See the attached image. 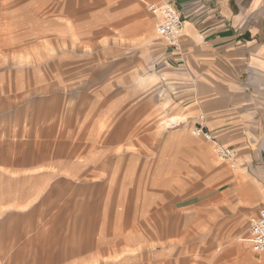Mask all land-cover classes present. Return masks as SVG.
Wrapping results in <instances>:
<instances>
[{
	"label": "crops",
	"instance_id": "1",
	"mask_svg": "<svg viewBox=\"0 0 264 264\" xmlns=\"http://www.w3.org/2000/svg\"><path fill=\"white\" fill-rule=\"evenodd\" d=\"M102 1L93 15L98 28L93 31L94 45H89L96 54L125 51V30L139 22L148 1H152L149 7L166 4L182 15L185 30L180 50L163 42L164 47L144 61L145 67L150 65L147 75L141 74V60L103 66L108 78L111 69L118 70L120 80L114 85L133 83L135 91L120 90L115 99L109 95L92 99L90 104L98 106L70 115L73 119L62 112L64 103L78 105L79 101L64 91L68 85L63 79L31 82L28 67L20 73L7 62L10 66L0 70V136H8L0 139L11 138L17 144L12 152L17 157L11 162L13 177L30 181L60 174L104 186L98 195L94 193L89 213L105 227L111 222L109 228H128L137 218L151 226L152 214L164 226L166 204L171 201L176 210H182L181 223L185 219L198 228L213 225L217 215H257L264 207V0ZM149 11L158 24L156 14ZM26 23V16H19L17 23L3 24L8 46L28 36L36 42L41 39L42 30L29 31ZM113 40L116 48L106 44ZM69 69L72 74V65ZM8 70L16 72L1 73ZM69 79L74 80L73 75ZM54 85L56 90L41 96L40 89ZM87 85H92L90 79ZM115 101H120V107L113 112ZM162 118H177L183 124L168 130L162 128ZM197 124L211 131L220 144L236 150V168L215 161L212 144L192 134ZM133 131L148 132V138L144 134L131 140ZM94 133L102 137L88 142L86 138ZM195 181L203 183V195L176 196ZM135 209L142 216H135ZM167 240L165 235L160 242ZM84 247L80 260L89 262ZM116 254H104L101 249L96 253L100 261L112 260Z\"/></svg>",
	"mask_w": 264,
	"mask_h": 264
},
{
	"label": "rangeland",
	"instance_id": "2",
	"mask_svg": "<svg viewBox=\"0 0 264 264\" xmlns=\"http://www.w3.org/2000/svg\"><path fill=\"white\" fill-rule=\"evenodd\" d=\"M151 2L145 4V13L141 14L139 22L125 30V51L116 54L113 50L101 55L89 45L95 39L93 31L98 29L94 16L99 5L103 4L102 0H0V70L13 63L20 73L29 68L31 82L53 83L61 78L68 85L64 91L79 101L78 105L76 101L65 102L62 112L68 117L89 109L85 112L88 113L98 106L97 103L90 104L92 99L108 95L115 99L120 90L135 91L133 83L114 85L113 81L120 80L118 70L111 69L108 78L101 70L103 66L123 60L133 65L141 60V74L147 75L150 65L145 67L144 61L154 50L164 47V41L158 36L157 19L148 10ZM19 16H26L27 30H42L39 41L28 36L27 40L13 41V46L5 43L8 37H5L3 24L6 21L11 25L17 23ZM53 33L57 35L54 38ZM106 44L116 48L115 40ZM19 59L27 65H21ZM14 72L1 71L3 74ZM22 75L27 76L25 72ZM69 75H73L74 80L71 81ZM89 79L92 85L86 86ZM55 85L40 89L44 93L41 96L56 90ZM119 107L120 101L113 102L112 111H119ZM166 121L162 118V128H165L163 123ZM147 133L133 131L130 139H142L144 134L148 138ZM6 136L8 134L0 138ZM97 136L98 140L102 137L94 133L86 140L90 142ZM16 145L14 139H0V264H264V254L255 252L249 241V216L217 215L213 225L204 223L198 228L185 219L181 223L182 210H176L171 201L166 204L164 226H159L152 214L151 226L145 224L147 220L137 218L130 221L132 226L128 228H109L111 222L105 227L89 213L93 210L94 193L98 195L104 186L60 174L41 175L30 181L18 180L13 177L11 167L12 159L17 158L12 154L16 152ZM210 151L215 161L221 163L212 146ZM181 179L187 180V176L181 175ZM196 179L202 181V176L196 173ZM202 184H196V181L187 184L186 191L176 196L203 195ZM28 194H31V200L27 199ZM135 211V216H142L141 212ZM143 214V217L147 216ZM165 235L168 240L160 242ZM125 242L128 244H123ZM83 246L88 248L89 262L80 260ZM99 249L104 254H117L112 260L100 261L96 255Z\"/></svg>",
	"mask_w": 264,
	"mask_h": 264
},
{
	"label": "built area",
	"instance_id": "3",
	"mask_svg": "<svg viewBox=\"0 0 264 264\" xmlns=\"http://www.w3.org/2000/svg\"><path fill=\"white\" fill-rule=\"evenodd\" d=\"M158 17L157 30L158 35L163 41L175 51L180 50V39L183 36L185 26L182 15L177 9L170 5H157L156 3L149 7ZM204 117L200 116L199 121ZM165 128L176 130L183 122L180 119H169L166 121ZM193 134L196 137L202 138L209 144H212V150L219 161L224 164H229L232 168L238 166L237 152L230 146L220 144L211 131L206 130L201 124L193 127ZM248 228L250 232L249 241L255 252L264 254V207L259 210L257 215H253L248 220Z\"/></svg>",
	"mask_w": 264,
	"mask_h": 264
}]
</instances>
